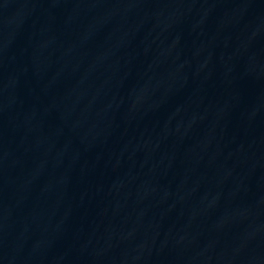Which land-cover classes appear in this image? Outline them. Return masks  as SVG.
<instances>
[{
	"label": "water",
	"instance_id": "95a60500",
	"mask_svg": "<svg viewBox=\"0 0 264 264\" xmlns=\"http://www.w3.org/2000/svg\"><path fill=\"white\" fill-rule=\"evenodd\" d=\"M0 264H264V0H0Z\"/></svg>",
	"mask_w": 264,
	"mask_h": 264
}]
</instances>
